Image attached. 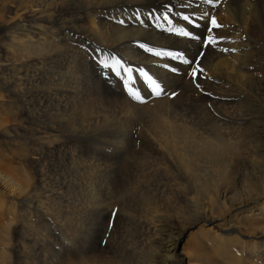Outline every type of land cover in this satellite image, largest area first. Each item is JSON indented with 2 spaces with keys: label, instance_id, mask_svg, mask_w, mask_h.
I'll list each match as a JSON object with an SVG mask.
<instances>
[{
  "label": "bare ground",
  "instance_id": "6f19581e",
  "mask_svg": "<svg viewBox=\"0 0 264 264\" xmlns=\"http://www.w3.org/2000/svg\"><path fill=\"white\" fill-rule=\"evenodd\" d=\"M251 37L264 0H0V264H264Z\"/></svg>",
  "mask_w": 264,
  "mask_h": 264
},
{
  "label": "snow or ice",
  "instance_id": "6c2138e0",
  "mask_svg": "<svg viewBox=\"0 0 264 264\" xmlns=\"http://www.w3.org/2000/svg\"><path fill=\"white\" fill-rule=\"evenodd\" d=\"M206 2L209 4H212L213 0H206ZM205 15H207V14H205ZM163 18L166 21H168L169 25L172 24V21L169 19V17L167 15H165ZM182 19L185 22H187V24H189L193 27H199V25L196 24L195 20L190 15H184L182 17ZM219 27H221V25H219L217 23L216 18L213 16L210 19V26L208 27L207 32L209 34H211L214 28H219ZM169 31L174 32L179 37H188V38H191L193 40H201L202 39L200 36L194 35L192 32L186 30L185 28L170 27ZM202 42H203L204 47L215 46L216 43H218V38L215 36H212V35H208L206 38L202 39ZM147 51L152 52L153 50L151 48H149V49H147ZM155 55H157V56H168V57H171L173 60H181L185 64H191L192 63V61L184 59L183 55L181 53H178V52H160V51H157V52H155ZM113 60H114L116 65H121V62L119 60H115V58H113ZM102 63H104V67L109 66L105 62H102ZM121 67H122V65H121ZM124 71L127 73H131L132 69L126 68V69H124ZM172 71H177V69L173 68ZM198 72L202 73L203 69L198 68V67L194 68L192 71V75L195 77ZM119 74L120 73L117 72V75H119ZM140 74H141V76H146L148 78V80L151 81V84L154 85V87H152V92L156 95H160V91H159L160 85L157 84L154 80H152V78L150 76H148L147 73H145L142 69L140 70ZM129 83H130V81L125 82L126 87L128 86ZM197 87H199V85H197ZM128 92H129V95L133 99H136L138 101L143 102L138 91H135L133 88L128 87Z\"/></svg>",
  "mask_w": 264,
  "mask_h": 264
},
{
  "label": "rangeland",
  "instance_id": "374dc122",
  "mask_svg": "<svg viewBox=\"0 0 264 264\" xmlns=\"http://www.w3.org/2000/svg\"><path fill=\"white\" fill-rule=\"evenodd\" d=\"M250 40H252V41H256L258 44H259V50L262 52V53H264V40L263 39H255V38H253V37H251L250 38ZM101 68H103V66L100 64V63H97ZM118 69V68H117ZM122 71V70H121ZM112 73H114V69H112V71H111ZM124 73H126V72H124V71H122V74H124ZM115 77V76H114ZM123 77V76H122ZM241 82V80H237L235 83H240ZM129 87H131V88H133L134 90H135V86L133 87V83L130 81V83H129ZM127 91H128V89H127ZM136 91V90H135ZM124 93L125 94H128L129 95V92H125L124 91ZM139 94H140V92H139ZM142 98V97H141ZM141 101H135V103L137 104V103H140ZM142 103H144V101L142 102ZM156 113H158L159 115H160V113H159V111L158 110H156ZM157 179L159 180V181H163V173L162 172H157ZM163 190V189H162ZM162 190H161V192H162ZM126 195H130L131 196V194H126ZM76 198H77V196H76ZM184 241H185V239L182 241V243L180 244V247L183 245V243H184Z\"/></svg>",
  "mask_w": 264,
  "mask_h": 264
}]
</instances>
